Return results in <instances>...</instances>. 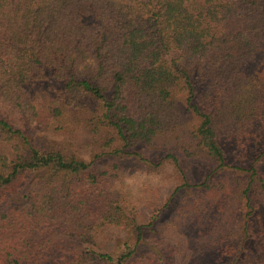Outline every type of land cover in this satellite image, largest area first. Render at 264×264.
Masks as SVG:
<instances>
[{
    "label": "trees",
    "instance_id": "obj_1",
    "mask_svg": "<svg viewBox=\"0 0 264 264\" xmlns=\"http://www.w3.org/2000/svg\"><path fill=\"white\" fill-rule=\"evenodd\" d=\"M263 111L264 0H0V264H170L147 240L162 209L140 221L108 159L189 189L250 175L241 238L203 264H264V144L245 126ZM80 119L87 154L44 125Z\"/></svg>",
    "mask_w": 264,
    "mask_h": 264
},
{
    "label": "rangeland",
    "instance_id": "obj_2",
    "mask_svg": "<svg viewBox=\"0 0 264 264\" xmlns=\"http://www.w3.org/2000/svg\"><path fill=\"white\" fill-rule=\"evenodd\" d=\"M49 105H52L50 101L43 106L42 111H54ZM54 107V109L58 108V106ZM61 110L69 111V109ZM263 116L245 125L246 130L250 129L259 136V139L255 140L258 145L264 144ZM85 121L86 119L67 120L66 124L63 122L50 124L49 120H45L44 125L49 129L48 133L52 141L64 144L70 150H81L87 154L96 147L92 144L96 135L87 128L88 124ZM39 134L42 132L40 131ZM165 135L166 138L162 136L159 141L162 145L171 142L167 137L168 134ZM236 152L241 155L238 147ZM184 165L185 169L189 168V175L193 174L194 185H201L204 177L202 172L196 173V168L191 162L185 161ZM257 165L262 170L261 174H264V156ZM213 169L215 167L211 170ZM99 171L108 173L111 191L120 193L127 197L128 201L137 204L140 221H146L152 215V211L162 209L163 222L159 224L156 234L149 235L147 240L149 244L155 245L168 255L167 263L203 264L204 258L217 254L216 250L221 243L234 244L241 238L240 223L247 212L245 203L241 199L244 187L249 184L250 175L241 176L239 173L227 174L219 171L210 181L211 189L204 190V188H187L179 179L176 169L168 164L152 172L130 162L108 159L102 163ZM262 192L263 190L260 191ZM172 195L173 201L169 208L164 210L165 202ZM257 203L259 204L258 200ZM260 207L262 208L260 214L264 216V206ZM147 253L151 252L149 250L147 252L146 249L145 257Z\"/></svg>",
    "mask_w": 264,
    "mask_h": 264
}]
</instances>
